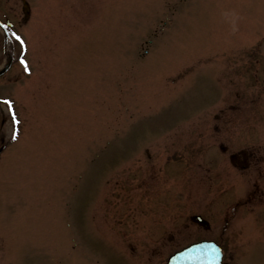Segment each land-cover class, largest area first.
Here are the masks:
<instances>
[{
  "label": "rangeland",
  "instance_id": "rangeland-1",
  "mask_svg": "<svg viewBox=\"0 0 264 264\" xmlns=\"http://www.w3.org/2000/svg\"><path fill=\"white\" fill-rule=\"evenodd\" d=\"M31 2L14 31L28 70L17 60L0 79L19 120L0 157V220L24 214L6 223L5 259L164 264L200 239L185 215L250 230L252 172L240 177L228 155L236 141L264 149V99L247 113L255 88L233 66L263 38L264 0H49L44 15ZM157 216L172 236L150 234ZM237 251L238 264H264L262 237Z\"/></svg>",
  "mask_w": 264,
  "mask_h": 264
},
{
  "label": "flooded vegetation",
  "instance_id": "flooded-vegetation-1",
  "mask_svg": "<svg viewBox=\"0 0 264 264\" xmlns=\"http://www.w3.org/2000/svg\"><path fill=\"white\" fill-rule=\"evenodd\" d=\"M19 6L21 7L24 18H28L29 7L25 0H0V24L6 26L5 28H8L15 25V23L20 22V15L18 12ZM5 57L7 56L5 55ZM251 68L252 67L250 65L249 70H251ZM252 71H254V68H252ZM221 151L227 152L226 148L224 147H221ZM231 156L232 166L238 170V172L243 170L252 172V174L249 176V179L254 181L250 183L251 185L249 191L247 192V196H245L247 197L246 204L250 205L252 209L258 208V210H260V212L257 213L256 218L257 220L263 222L256 226L254 225V228H252L251 231L252 235L255 232L258 234L260 232L264 234V149L254 148L245 150L244 148H239L238 145H236V149ZM191 221L192 220L190 216L186 217L185 215V217L182 219L183 229L186 230V228L192 224L194 228L190 230V232L196 234L199 233L198 238H206L207 236L213 238L222 249L223 254L225 253V264H230L232 257L230 255L227 257V253L234 251V249L237 247V232H243L244 230L239 229L236 230L237 232L234 230V232L230 234L231 231L228 232L227 229L229 226L227 223V215H225L223 218L216 219L215 224L207 228H203L202 226ZM153 231L156 237L162 236V238H168L169 236H172V234H169L172 232V229L167 230L159 223H156V228ZM244 236H251L250 231H246ZM1 246L2 242L0 241V247ZM153 251L156 252V250H151V252Z\"/></svg>",
  "mask_w": 264,
  "mask_h": 264
},
{
  "label": "snow or ice",
  "instance_id": "snow-or-ice-1",
  "mask_svg": "<svg viewBox=\"0 0 264 264\" xmlns=\"http://www.w3.org/2000/svg\"><path fill=\"white\" fill-rule=\"evenodd\" d=\"M0 27H6V26H4V25H0ZM13 36H14V38H15L17 41H20V43L23 44V41L21 40V38H20L18 35H16L15 33H13ZM20 63H21L22 65H25V71H27L28 69H27V66H26V62H25L23 59H21ZM0 103H3L4 105L7 106V110H8V112H9V114L11 115V120H12V125H13V131H12V136H11V138H12L13 140H15V139L17 138V131H16L15 126H16L19 122H18V120L16 119L15 113H14V111H13L12 102H11L10 100H6V99H5V100L0 101Z\"/></svg>",
  "mask_w": 264,
  "mask_h": 264
},
{
  "label": "water",
  "instance_id": "water-1",
  "mask_svg": "<svg viewBox=\"0 0 264 264\" xmlns=\"http://www.w3.org/2000/svg\"><path fill=\"white\" fill-rule=\"evenodd\" d=\"M182 260H183V258L178 255V256L173 257L171 259V261L169 262V264H181L182 263Z\"/></svg>",
  "mask_w": 264,
  "mask_h": 264
}]
</instances>
